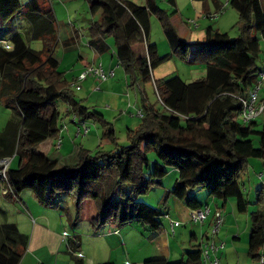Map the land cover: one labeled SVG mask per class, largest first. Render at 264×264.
<instances>
[{
    "label": "trees",
    "instance_id": "trees-1",
    "mask_svg": "<svg viewBox=\"0 0 264 264\" xmlns=\"http://www.w3.org/2000/svg\"><path fill=\"white\" fill-rule=\"evenodd\" d=\"M226 1L239 15V37L232 39L228 33L209 27L202 41L189 43L178 35L171 16L156 0H146L145 6L126 0H88L93 16L101 11V20L89 28L88 46L103 55L111 48L107 38L113 36L116 49L112 57L126 75L133 76L132 86L138 81L154 85L160 107L142 96L141 124L135 130L128 129L127 145L118 144L111 127L104 137L116 146L113 151L99 148L92 155L81 147L66 162L41 151L44 143L60 136L63 117L80 119L79 124L73 121L79 128L87 119L108 123L104 115L75 95L73 87L81 90L83 82L77 78L70 81L59 71L60 61L55 57L60 44L58 22L47 0H29L26 4L0 0V20L8 24L20 16L27 26L24 36L13 29L9 41L0 39V101L11 110L0 132V160H19L16 170L6 169L5 195L18 197L31 190L42 204L53 208H63L60 196H73L78 219L84 205L94 203L97 229L134 222L154 229L160 227V211L138 199L162 186V179L175 170L178 179L174 188L165 192L164 203L175 198L192 211L199 210L205 205L197 194L206 191L209 198L223 201L224 207L235 200L237 212L248 213L250 202L241 178L250 159L264 161V124L258 120L264 110L244 122L241 100L249 101L264 74L257 64L264 44V0ZM152 16L161 22L174 55L188 59L192 53L193 62L206 64L204 79L193 83L177 76L153 80V70L171 56L160 57L157 45L149 41ZM74 33L62 40L64 47L77 43L79 34ZM31 41H41L43 50L32 49ZM263 85L257 108L264 106L260 100ZM254 138H259V146H255ZM150 153L157 162L149 172ZM259 200L264 203L263 191ZM251 219L249 247L251 256L260 263L264 257L259 253L264 244V211L252 213ZM28 246L29 238L17 225H0V264H21ZM202 249L203 245L197 246L185 253L186 260L166 264H203Z\"/></svg>",
    "mask_w": 264,
    "mask_h": 264
},
{
    "label": "rangeland",
    "instance_id": "rangeland-1",
    "mask_svg": "<svg viewBox=\"0 0 264 264\" xmlns=\"http://www.w3.org/2000/svg\"><path fill=\"white\" fill-rule=\"evenodd\" d=\"M129 1L134 2L136 0ZM22 2L26 4L29 0H22ZM47 2L46 5L52 8L58 22L60 44L55 50V57L60 61L59 71L65 73L70 81L74 77L78 79L86 67L100 65V62L97 64L91 63L92 65L82 68L79 56H87L93 53L88 47L89 28L92 23L101 20V11L93 16L90 13L88 0H47ZM216 2H219L221 8L222 6L225 7L224 10L216 7ZM156 3L160 9L171 16V20L174 18V21L188 25L191 33L194 34L192 41H187L189 43H196L198 38L203 40L202 38L207 28L213 27L217 30V25L220 26V30H218L220 33H228L232 39L238 38L240 35L237 28L239 15L237 11L227 6L226 0H156ZM138 4L141 5L142 3ZM207 5L211 9V14H219L217 18L207 17L209 14L207 13ZM142 6H145V4ZM26 27L24 21L20 20V16H17L10 23L8 22V24L0 20V39L9 41L11 39L9 33L13 29L20 30L24 36L27 30ZM74 31L79 34L77 43L70 47H64L62 40L72 37ZM253 35H255V32H253ZM149 38L150 43L157 45L160 57L171 56L153 70V80L159 81L177 76L185 83H193L206 77V64L204 62H193L191 60L192 53L189 54L188 59H184L182 56L174 55L171 52L161 22L156 16L151 17ZM107 39L111 48L109 52L102 55L101 62L106 71H115V78L110 79L108 82V85H112V89L108 88L107 90L116 94H123L121 107L116 110L111 101L102 99L106 91L101 89L102 84H98L93 77H89L86 82L79 85L81 90H76L73 87L77 98H87L88 102L86 105L91 106L92 109L104 115L108 125L98 120L87 119L84 123L91 134H84L85 128H83V133L78 135L79 125L76 124H79L80 119L75 124L72 122V118L63 117L64 120L62 121H65L66 127L70 129V131L65 128L62 131L60 130V138L66 143L65 148L58 150L56 147L58 145L57 140L54 141L56 143L55 146H50L51 142L53 145V140L49 141L50 147L46 143L41 146V151L52 159L63 158L68 162V158L74 151L81 147L90 150L92 155H96L99 148H103L104 151H113L116 146L109 138L104 137V134L111 127L115 131L118 144L127 145L128 129L135 130L141 124V118L137 114L142 107V96H146L149 104L160 107L159 99L152 83L138 81L137 85L132 86L133 76L126 75L123 68L120 67L117 58L115 56L112 57L116 49L114 37H108ZM30 46L36 51L43 50L41 41H31ZM262 50L263 52L257 64L264 71L263 43ZM109 65H113V69H107ZM125 76L128 77L131 87H128V81L126 83ZM92 79L95 80V83ZM116 94L112 95V97ZM95 100H97V103H94ZM260 100L264 102V85L260 91ZM61 108V112L64 113V106ZM10 117L11 110L0 101V132L8 123ZM258 120L264 124V114ZM80 125L82 126L83 124ZM254 144L259 146V138H254ZM148 157L151 163L150 172L155 162H157V158L154 153H150ZM1 162L2 160H0V225L6 223L15 224L21 234L29 238V246L23 254L21 264H76L77 261H82L84 264H104L108 262L114 264H143L155 257H159L157 255L158 248L151 243L154 239H152L154 234L152 232L153 228L150 226L134 222L124 226L115 224L97 229V226L93 223L97 218V214L92 216L89 214V211L92 210L91 205L88 207L84 206L83 209L86 210L82 211L80 219L77 218V209L73 196H60L58 201L63 208H53L42 204L31 190L19 193L18 197L5 195V168L9 166L11 170H16L19 160L14 158L9 165ZM261 174L263 175L262 178H260ZM177 179V172L170 170L169 174L162 179V186L155 187L149 194L138 199L141 203L147 204L161 213L158 221L160 226L163 227V234L168 235L171 245V253L166 256L167 262L186 260L185 253L195 250L199 246L198 244L202 237L207 234L210 235V239L205 240L203 246L208 243L212 244V232L215 226L212 223L214 212L217 210L213 204L214 200L210 198L211 202L209 204L212 214L205 221V224H195L190 221L189 225L186 226L179 224L173 231L171 222L178 224L176 221L177 217L174 211H167L168 206L164 203V196L167 189L172 190L174 188ZM263 185L264 161L250 159L247 169L241 178V186L245 198L250 202L248 214H239L237 212L235 200H229L226 210L223 211V201L217 199L223 216L224 212H227L225 215L228 221H223L222 228L216 237L217 245L224 242L225 249L212 254L211 260L218 256L221 264L228 263L226 245L229 247L232 245L231 239L226 243L225 238L228 237V233L230 238H232L231 234L233 232L230 233L229 227H236L237 224L243 227L244 219L252 220V213L264 211V203L259 200V195L261 196L262 191L264 195ZM200 194L205 199H209L206 191H200ZM232 210L234 214H231ZM167 214L170 217L166 216ZM64 233H67V236H64ZM193 234L197 235L196 241L192 239L193 237L191 238ZM72 238H76L74 239L73 247L72 241L74 242V240ZM67 239L71 241L68 242ZM234 244L236 245V243ZM239 246H241V243H239ZM80 254L81 256H79ZM230 260L231 264H251L250 261L254 262L253 264H259L253 258L248 261L243 256L238 258L237 255H233ZM203 264L208 263L204 262Z\"/></svg>",
    "mask_w": 264,
    "mask_h": 264
},
{
    "label": "crops",
    "instance_id": "crops-1",
    "mask_svg": "<svg viewBox=\"0 0 264 264\" xmlns=\"http://www.w3.org/2000/svg\"><path fill=\"white\" fill-rule=\"evenodd\" d=\"M126 1H129V0H126ZM141 0H136V1H131V2H133V3H135V4H137V5H139L138 3H142L140 6H142V5H146V1L144 0H142L141 2H140ZM217 3V2H216ZM218 5H219V2L216 4V7H218ZM218 10V9H217ZM207 13H209L208 15H211V9H210V7H209V5H207ZM171 24L174 26V28L176 29V31L178 32V35L183 39V40H185V41H192V37H193V33H191V31H190V29L188 28V25L186 24V23H180V22H178V21H174V18L171 20ZM190 24V23H189ZM217 30H220V26L219 25H217ZM75 32V31H74ZM73 34H75V33H73ZM67 37V36H66ZM204 37H205V35H204ZM204 37L202 38V39H204ZM198 41H202V40H200L199 38H198ZM89 47V46H88ZM90 48V47H89ZM92 51H93V53L92 54H88L87 56H84V55H80L79 56V60H80V65L82 64V68H84V67H86V66H88V65H92L91 63H93V64H97V63H102L101 62V57H102V55L101 54H98L97 52H95L92 48H90ZM107 69H113V65H109L108 66V68ZM116 76V75H115ZM76 77H74V79H75ZM88 80V79H87ZM86 80V81H87ZM93 80V82L95 83V80L94 79H92ZM73 81V80H72ZM85 81V82H86ZM125 81H126V83H127V81H128V83H129V80L127 79V77L125 76ZM92 82V83H93ZM108 82L109 81H107V82H103V83H98V84H102L101 85V89H104L106 92V94L104 95V97H102V99L104 98V100H106V101H111V103L112 104H114V106H115V108H116V110H118L120 107H121V103H122V97H123V94H116V93H113V92H110V90H107L108 88H110V89H112V85H108ZM91 83V84H92ZM94 86V85H93ZM127 88V87H126ZM91 90H93V89H91ZM97 90H99V89H97ZM91 92H93V91H91ZM114 94H116L115 96H113L112 97V95H114ZM84 100V103H85V105H86V103L88 102L87 101V98H85V99H83ZM94 103H97V100H95V102ZM91 107V106H90ZM140 110H138V112H139ZM72 118V122H73V120H74V116H72L71 117ZM77 121V120H76ZM66 122L64 121V122H62V124H61V126L63 127L62 129H66L67 131H70V129H69V127H66L67 125L65 124ZM78 131V130H77ZM88 134H91V132H88ZM63 143H64V145H63ZM46 144L49 146L50 144V146H55L56 145V143L53 141V145H52V142L49 144V141H47L46 142ZM65 145H66V143L62 140V146H61V148H65ZM47 146V147H48ZM49 146V147H50ZM60 148V150H62ZM49 150H50V148H49ZM48 150V151H49ZM53 150V149H52ZM263 189H264V185H263ZM169 189H167L166 191H168ZM197 198L199 199V201L203 204V205H208L209 207H210V202H211V199H213L214 201H213V204L215 205V207L216 208H220L221 209V206H220V204L219 203H217V199H215V198H209V199H205L204 197H203V195H201L200 193L199 194H197ZM203 200V201H202ZM205 200V201H204ZM228 204V203H227ZM227 204H226V206H227ZM89 205H91L92 206V210H90L89 211V214H90V216H92V215H95V214H97V210H96V207H95V205H94V203L92 202V201H88L84 206H86V207H88ZM166 206H168V210L167 211H169L170 212V210H172V211H174L175 212V216L177 217V219H176V221L178 222V225L180 224V225H184V226H186V225H189V222L191 221V212H192V210L191 209H189L186 205H185V203L184 202H180L179 200H177V199H175V198H172V199H170V201L168 202V203H166ZM226 206L223 208V211H225L226 210ZM84 210V209H83ZM86 210V209H85ZM84 210V211H85ZM225 214H227V212H224V216H225V218H224V220L225 221H228V219H227V217H226V215ZM231 214H234L233 213V210H232V212H231ZM248 214V213H247ZM166 216H168V214L166 215ZM223 216V217H224ZM168 217H170V216H168ZM166 218V217H165ZM250 218V217H249ZM246 220V221H245ZM90 222V221H89ZM239 222V221H238ZM173 223H175V222H173ZM91 224H92V222H91ZM177 224V223H176ZM213 225H214V219H213V223H212ZM251 225H252V222H251V220L250 219H244V223H243V227H241L239 224H237L236 225V227L235 226H231V227H229V230H230V233L232 232V238H230V236H229V233H228V237H226L225 239V241H226V243H228V241L231 239V245L232 246H228V245H226L227 246V249H228V251H227V254H226V256H227V261H228V263L227 264H231V257L233 256V255H237L238 256V258H241L242 256L244 257V258H246V260H248V261H250V259H252L253 257L251 256L252 255V253H253V251L251 252L250 251V247H249V239H250V235H251ZM161 227V226H160ZM155 227L154 229H153V234L155 235H153V237H152V244H154L157 248H158V253H157V255L159 256V257H155V258H153V259H151L149 262H144L143 264H166L167 263V258H166V256H169L170 255V253H171V245H170V241H169V237H168V235H165V234H163V227ZM176 234V233H175ZM207 236H209L210 237V235H205L204 237H202V239H201V241H200V243L198 244L199 246H202L203 244H204V241L207 239ZM193 237V238H192ZM191 238L192 239H194V241H196L197 240V235L196 234H193V235H191ZM222 241V240H221ZM237 242H239V243H241V246H239V243H237ZM224 243V242H223ZM234 243H236V245L234 244ZM259 253H260V256H264V244H263V246H262V248L260 249V251H259ZM253 260L257 263H259V260L257 259V258H253ZM244 261H245V259H244ZM205 262V261H204ZM206 263H208V262H206ZM250 263L251 264H253L251 261H250ZM137 264H139V263H137ZM209 264V263H208Z\"/></svg>",
    "mask_w": 264,
    "mask_h": 264
},
{
    "label": "built area",
    "instance_id": "built-area-1",
    "mask_svg": "<svg viewBox=\"0 0 264 264\" xmlns=\"http://www.w3.org/2000/svg\"><path fill=\"white\" fill-rule=\"evenodd\" d=\"M218 15L219 14L216 13L214 15L213 14L208 15V17L217 18ZM115 75L116 74L114 70L106 71L103 64L100 63V65H97V66L86 67V69L83 71V73L78 78V81L81 83V82L86 81L89 77H93L96 79L98 83H103V82L109 81L110 79L115 78ZM262 83H264V74H261L260 85ZM260 85L256 87L253 92L250 93L249 101L241 100L244 105L243 114H242V118L244 122L251 121L252 119L256 118L258 115H260L261 112L264 110V106H261L259 108L256 107ZM77 89L79 90L80 88L77 87ZM137 115L139 118L143 117V113L141 111H139ZM73 121H76V117H74ZM83 128H85L84 134H88L89 130L86 127V124L83 123V125L78 129V133H77L78 135L83 133ZM57 141H58V145L56 147L59 150L62 146V139L59 137ZM8 160L10 161L6 162L5 160L4 161L2 160L1 163H6L9 165V163L11 162V159H8ZM6 169H7V166L5 168V173H4L5 179H6ZM4 193H7V190H4ZM211 214H212V210L210 209L208 205H206V206H203L199 210L192 211L190 219L195 224H199V223L205 224V221H207V219L211 216ZM223 221H224V217L222 214V210L217 208V210L214 212L215 226L212 232V244L208 243L205 246H203V249H202L204 261L208 262L209 264H221L218 256L215 257L213 260H211V256L212 254H216L217 252L225 248V243L221 242L219 245H217L216 243V237L218 236V233L222 228ZM176 226H178V224L171 222V228L173 231L176 228ZM64 236H67V233H64ZM79 256H81V254ZM259 264H264V257L261 259Z\"/></svg>",
    "mask_w": 264,
    "mask_h": 264
},
{
    "label": "clouds",
    "instance_id": "clouds-1",
    "mask_svg": "<svg viewBox=\"0 0 264 264\" xmlns=\"http://www.w3.org/2000/svg\"><path fill=\"white\" fill-rule=\"evenodd\" d=\"M59 137H60V136H59ZM59 137H58V138H59ZM57 140H58V139H57ZM3 160H5V159H3ZM261 177H263V175H262V174L260 175V178H261ZM205 206H206V205H205Z\"/></svg>",
    "mask_w": 264,
    "mask_h": 264
},
{
    "label": "water",
    "instance_id": "water-1",
    "mask_svg": "<svg viewBox=\"0 0 264 264\" xmlns=\"http://www.w3.org/2000/svg\"><path fill=\"white\" fill-rule=\"evenodd\" d=\"M3 161H4V160H3ZM5 161H6V162H9L10 160H8V159H5Z\"/></svg>",
    "mask_w": 264,
    "mask_h": 264
}]
</instances>
